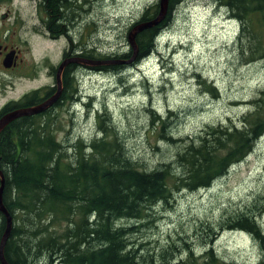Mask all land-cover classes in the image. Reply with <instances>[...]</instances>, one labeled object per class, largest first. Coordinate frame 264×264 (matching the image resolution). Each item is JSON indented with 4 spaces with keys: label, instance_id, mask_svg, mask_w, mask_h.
I'll return each mask as SVG.
<instances>
[{
    "label": "rangeland",
    "instance_id": "1",
    "mask_svg": "<svg viewBox=\"0 0 264 264\" xmlns=\"http://www.w3.org/2000/svg\"><path fill=\"white\" fill-rule=\"evenodd\" d=\"M39 2L0 0V16L8 13L32 29L36 18L41 16ZM212 2L181 0L175 7L170 24L157 39V49L164 60L150 53L134 66L126 65L115 71L81 70L77 85L80 102L60 107L54 114L52 133L56 141L66 145L80 139L89 144L100 138V115L97 111L92 113L94 106L99 111L107 110L127 157L139 169L152 171L169 164L177 176H182L175 161L185 143L198 141L208 126L238 124L251 103L264 94V56L247 62L246 53H242L241 43L234 36L238 35L239 22L228 13L227 22L220 24L219 18H215L217 25L213 22L208 29L207 22L214 14ZM85 3L80 5L76 24L69 26V30L77 26L82 47L94 53L93 59L102 60L103 56L111 58L129 51L127 34L132 22L158 0ZM32 37L28 35L35 54L51 55L54 63L66 47L64 39L51 45ZM190 39H196L193 45H187ZM249 40L252 37L246 34L243 46ZM118 72L125 79L118 77ZM123 80L127 83L123 84ZM212 85L213 93L209 90ZM151 107L156 110L155 120L166 121L162 133L155 132L160 124H152L148 110ZM163 136H171L173 142ZM261 198H264V135L242 162L232 166L209 188L182 191L174 194L167 204L154 206L150 217L134 227L136 230L128 241L140 256L150 257L156 264H164V259L180 264L187 260L190 248L199 260L207 246L213 248L216 264H264V243L246 231L225 227L229 219L255 208ZM13 213L15 219L20 211ZM260 217L259 226L258 220L256 225L264 235ZM118 225L133 227L135 222L122 220ZM61 228L57 226L56 230Z\"/></svg>",
    "mask_w": 264,
    "mask_h": 264
},
{
    "label": "trees",
    "instance_id": "2",
    "mask_svg": "<svg viewBox=\"0 0 264 264\" xmlns=\"http://www.w3.org/2000/svg\"><path fill=\"white\" fill-rule=\"evenodd\" d=\"M85 1L40 0V9L47 18L46 23L54 25V34H64L69 26L76 24L77 12ZM180 1L169 0L168 12L159 25L137 34L138 61L158 48L155 39L170 24ZM214 1L239 22L238 41L247 62L264 56V35H260L264 33V0ZM157 12L156 4L145 8L129 30L154 18ZM246 34L252 40L243 46ZM128 52L132 55L130 49ZM127 53L95 60L94 53L88 50L86 57L93 61L127 60L121 59ZM100 67L95 70L115 71L125 66ZM209 90L215 92V86H209ZM70 92H73L72 85ZM251 105L238 124L208 126L198 141L185 143L175 161L181 170L180 177L169 164L152 171L139 169L127 157L105 107L106 111L94 108L100 115L101 136L89 144L79 139L64 145L49 130L19 124L0 142V158L5 163L6 174L3 204L7 211H20L13 218L4 247L6 261L9 264H156L150 257L140 256L130 245L128 236L135 232L134 227L150 217L154 206L167 204L174 194L182 191L209 188L252 152L264 135V94ZM148 110L152 124H160L155 132H164L166 121L155 120L156 110L152 107ZM163 139L173 142L171 136ZM15 145L22 146V150H16ZM263 215L264 198H261L255 208L229 219L225 227L246 231L263 244L264 235L258 227L259 217ZM122 220L135 225H118ZM57 226L62 228L56 230ZM179 263L216 264L217 260L213 248L207 246L199 260L190 248L187 260ZM164 264L172 263L164 259Z\"/></svg>",
    "mask_w": 264,
    "mask_h": 264
},
{
    "label": "flooded vegetation",
    "instance_id": "3",
    "mask_svg": "<svg viewBox=\"0 0 264 264\" xmlns=\"http://www.w3.org/2000/svg\"><path fill=\"white\" fill-rule=\"evenodd\" d=\"M39 13L41 16L36 18L35 26L32 29L24 27L18 18L11 17L8 13H2L0 16V120L15 111H28L42 105L51 99L57 91H59V96L54 103L41 112L19 117L9 123L0 131V142L3 138L5 139L9 131L18 127L19 124L30 125L31 129L39 127L41 130L52 132L55 112L60 107L74 106L80 102V92L77 86L80 71L101 68L100 66L72 62L59 72V66L65 60L87 59V50L82 47L77 26L72 31L68 27L66 33L55 35L54 25L46 23L47 18L41 10ZM28 35L51 45L64 39L66 47L61 51L58 61L54 63L51 55L37 56L35 54ZM127 54L121 59H129L131 55L129 52ZM137 62L136 59L131 66ZM71 85L73 92H70ZM15 148L22 150V146L19 145H15ZM4 164L0 158V178L2 176L5 180ZM5 197L6 191L3 189V203H5ZM9 213L14 224L15 214L10 211ZM5 227L6 218L0 213V239Z\"/></svg>",
    "mask_w": 264,
    "mask_h": 264
},
{
    "label": "water",
    "instance_id": "4",
    "mask_svg": "<svg viewBox=\"0 0 264 264\" xmlns=\"http://www.w3.org/2000/svg\"><path fill=\"white\" fill-rule=\"evenodd\" d=\"M168 5H169V0H158L157 6H158V12L156 14V16L148 21L139 23L137 25H135L134 27H132L128 34H127V40H128V44L130 47V50L132 52V55L130 56L129 59L127 60H110V61H96V62H92V60L89 59H72V60H65L63 61L60 66H59V72H61V69H63L67 64L72 63V62H77V63H82V64H87V65H131L135 62L136 57H137V45H136V36L137 34H139L140 32L147 30V29H151L153 27H156L157 25H159V23L165 18L167 12H168ZM59 84H60V80H59ZM59 96V91L56 92V94L49 99L48 101H46L45 103H43L42 105H39L37 107H34L28 111H15L13 113L8 114L6 117L2 118L0 120V131L6 126L8 125L10 122L14 121L15 119L28 115V114H36L41 112L44 108H46L47 106H49L50 104L54 103L57 98ZM3 189H4V179L1 176L0 178V213H2L5 218H6V227H5V231L0 239V264H9L5 257H4V247L5 244L10 236L11 233V229L13 226V221H12V217L11 215L8 213L7 209L5 208L4 204H3V200H2V193H3Z\"/></svg>",
    "mask_w": 264,
    "mask_h": 264
},
{
    "label": "bare ground",
    "instance_id": "5",
    "mask_svg": "<svg viewBox=\"0 0 264 264\" xmlns=\"http://www.w3.org/2000/svg\"><path fill=\"white\" fill-rule=\"evenodd\" d=\"M231 19L234 20V21H236V19H233V18H231ZM15 120H16V119H15ZM10 123H11V122H10ZM6 126H7V125H6ZM6 126H5V127H6ZM3 179H4V178H3ZM4 185H5V180H4ZM260 218H261V221L264 223V221H263V220H264V215L261 216Z\"/></svg>",
    "mask_w": 264,
    "mask_h": 264
}]
</instances>
